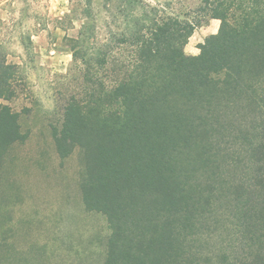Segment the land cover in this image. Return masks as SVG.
<instances>
[{
	"label": "trees",
	"instance_id": "16d2710c",
	"mask_svg": "<svg viewBox=\"0 0 264 264\" xmlns=\"http://www.w3.org/2000/svg\"><path fill=\"white\" fill-rule=\"evenodd\" d=\"M104 5L117 29L101 42L100 13L82 9V87L50 126L62 159L80 153L86 210L106 218L103 264H264V0H196L184 19ZM210 20L217 33L187 55ZM18 74L0 53V162L27 138L9 104Z\"/></svg>",
	"mask_w": 264,
	"mask_h": 264
},
{
	"label": "rangeland",
	"instance_id": "374dc122",
	"mask_svg": "<svg viewBox=\"0 0 264 264\" xmlns=\"http://www.w3.org/2000/svg\"><path fill=\"white\" fill-rule=\"evenodd\" d=\"M146 1L180 19L196 3ZM89 2L101 15L98 34L105 42L106 29H117L106 0H0V53L19 73L18 95L9 104L21 113V131L27 133L0 162V264H103L105 259L110 231L106 218L83 204L80 153L62 159L50 129L59 124L56 104L82 87L83 67L73 63L71 49ZM212 22L195 30L187 55H198V45L217 33L220 22ZM86 36L84 52L92 44Z\"/></svg>",
	"mask_w": 264,
	"mask_h": 264
},
{
	"label": "crops",
	"instance_id": "0c3cea01",
	"mask_svg": "<svg viewBox=\"0 0 264 264\" xmlns=\"http://www.w3.org/2000/svg\"><path fill=\"white\" fill-rule=\"evenodd\" d=\"M213 22H212V26H218L217 24V22H219L218 20H212ZM188 55H191V56H194V55H197V54H194V53H189Z\"/></svg>",
	"mask_w": 264,
	"mask_h": 264
}]
</instances>
